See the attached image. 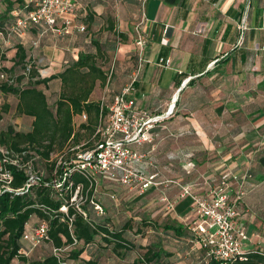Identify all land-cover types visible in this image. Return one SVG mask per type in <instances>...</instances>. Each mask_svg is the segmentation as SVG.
<instances>
[{
	"label": "crops",
	"instance_id": "1",
	"mask_svg": "<svg viewBox=\"0 0 264 264\" xmlns=\"http://www.w3.org/2000/svg\"><path fill=\"white\" fill-rule=\"evenodd\" d=\"M73 2V22L85 26L84 34L71 29L62 35L38 25L13 38V45L22 46L27 59H33V53L38 52L37 62L48 64L47 78L63 72L79 54L97 55V59L108 56L106 69L112 75V91L119 93V88L132 82L139 63L134 45L138 31L147 39V46L129 97L139 110L155 115L164 112L172 95L180 90L174 115L154 130L157 137L153 144L139 149L152 165L146 173L157 172L159 185L139 193L97 179L92 197L101 204L104 214L99 217L88 206L90 217L110 230L108 221L100 220L115 219L124 211H141L143 221L141 215L127 221L146 223L144 229L149 234L159 231L160 237L144 247L161 246L170 256H162L156 263L169 262L194 249L201 251L188 241L187 233L177 236L163 229L165 225L180 226L186 232L193 223L191 199L180 198L181 188L190 186L194 194L204 196L223 172L248 173L250 178L237 210L238 224L248 236L244 250L264 253V0ZM244 16L246 29L239 43ZM60 25L59 19L57 26ZM118 34H123L125 40L121 41ZM163 39L166 43H162ZM10 51L15 56V47ZM160 59H169L170 66H158ZM37 62H30L36 70ZM186 78L189 80L182 86ZM106 86L97 81L89 101L108 106L110 103L97 100ZM61 88L59 78L37 86L45 96H53L52 107ZM78 117L83 118L80 124L87 122L85 114L74 116L73 121ZM30 123L31 120L27 127L16 131L28 132ZM189 161L194 167L186 172ZM97 238L99 246L105 248L106 244ZM169 245L176 249L169 250ZM236 264H264V258L252 256L248 262Z\"/></svg>",
	"mask_w": 264,
	"mask_h": 264
},
{
	"label": "trees",
	"instance_id": "2",
	"mask_svg": "<svg viewBox=\"0 0 264 264\" xmlns=\"http://www.w3.org/2000/svg\"><path fill=\"white\" fill-rule=\"evenodd\" d=\"M23 7V0H10L8 2V9L6 10L8 17L0 16V34L4 36L7 33H13L15 36L38 26H33L23 32L12 30L16 19L22 13L21 8ZM117 36L121 41L125 40L123 34ZM15 49L16 53L12 60V66L9 69L0 68L1 77L4 76L3 74L12 75L16 67L21 68L22 73L17 77L16 85H14L13 78L9 80L11 83L7 81L0 84V92L17 97L16 113L19 117L31 120V127L28 132L16 131L12 127L0 131V147L7 150L11 156L21 158L23 162H32L34 170L37 163L39 165L46 164L47 167H50V173L48 175L43 174L39 183L27 192L15 194V190L24 187L27 177L16 167L9 166L12 175L10 189L13 191H5L0 194V264H11L14 260L27 263L28 259L23 253L22 235L27 229L34 230L41 223L47 225L48 235V240L42 243L50 244L51 252L54 248L69 246L67 252L70 253L72 250L70 248L76 246L73 245V239L77 241V245L82 244L83 248L77 252H72V259L82 254L84 248L94 245L97 237L106 244L105 250L112 251L119 257L124 255L120 254V251L127 253L133 251L136 247L135 244L126 238V235L132 230L131 221H127L119 231H111L105 224L91 218L87 212L88 206L92 208L91 200L99 203L92 197L94 181L74 172L69 178L72 183L70 190L58 192L51 188L54 172L59 173L62 170V163L72 159L74 153L78 152H74L72 146L80 143L81 132L88 131L90 134L94 132L96 142L98 139L96 131L106 118L107 110L101 107L99 103L89 101L95 83L98 81L103 85L107 79V74L97 65V55L79 54L77 59L68 65L63 72L41 79L36 69L31 65L30 58L27 59L24 48L16 45ZM56 78L60 79L62 88L59 99L51 108L47 103L46 96L37 89V86ZM82 114L87 116V122L80 124L75 131L73 118ZM1 119L2 113L0 112V121ZM93 145H88L80 151L91 149ZM65 148H67V153L63 152ZM70 152L73 153L68 156ZM55 153H59L62 160L58 166L56 165L57 161L51 160V156ZM78 185L82 187L81 196L86 197L85 202L80 204L86 213V218L69 205L71 193ZM62 206H67V216L59 211ZM31 220H35V222L29 226ZM145 225L147 224L141 223V226ZM163 229L172 231L177 236L187 233L188 241L192 240L189 229L184 232L180 226L169 225L163 226ZM140 233H142L140 230H136V235ZM140 247L144 253L132 264H152L158 262L162 256H170V253L164 251L161 246ZM252 256L263 257L256 253L248 254L245 261H235L232 264L248 262ZM67 258H63L65 264ZM30 263L60 264L52 255L42 261ZM208 264L216 263L210 262Z\"/></svg>",
	"mask_w": 264,
	"mask_h": 264
},
{
	"label": "built area",
	"instance_id": "3",
	"mask_svg": "<svg viewBox=\"0 0 264 264\" xmlns=\"http://www.w3.org/2000/svg\"><path fill=\"white\" fill-rule=\"evenodd\" d=\"M24 7L21 15L16 19L12 30L16 32L26 31L36 25H44L57 34H67L71 29L84 34L86 29L82 24H75L73 16L75 5L73 0H23ZM61 25L57 26V21ZM242 42L243 33L246 29V16L243 17L239 27ZM4 36L0 34V43ZM162 43H166L163 39ZM138 52V66L132 77V82L112 97L106 106L107 115L99 125L96 134L97 141L91 149L78 151L69 161L62 163V170L54 172L51 188L61 192L70 190L69 178L72 173H79L87 179L96 181L102 179L107 182L118 184L129 189L144 191L151 187H157V172L147 174L146 168L152 166L147 154L139 149L144 144H153L157 134L154 130L164 121L171 118L175 112L177 97L175 94L166 110L160 114L151 115L139 110L130 94L133 91L132 84L138 75L142 55L147 46V39L140 32H136L134 40ZM212 65V64H211ZM158 66L167 68L170 66L169 59H160ZM189 78L183 80L184 86ZM9 166H14L22 171L27 177L23 188L15 190V194L27 192L37 185L41 176L33 169L32 162H23L21 158L11 156L5 150L0 149V194L10 189L12 175ZM194 164L189 161L185 165L186 172H190ZM250 178L248 173L242 175L231 171L223 172L218 183L212 187L206 195L193 193L190 186L181 188L180 198L188 196L191 199L193 223L189 230L192 235L191 242L197 244L203 252V264L210 262L216 264H232L235 261H245L248 254L256 253L264 257L262 252H247L244 250L248 236L246 231L238 224V207L244 196V186ZM68 183L66 186L65 184ZM69 205L86 218V213L80 207L86 197H82V187L78 185L71 193ZM90 204L97 216H103V207L91 200ZM171 206V205H170ZM60 212L67 216V206H62ZM71 223V220H69ZM48 240L47 225L39 224L34 230L27 229L21 238L22 243L31 247L40 245ZM73 245L77 241L73 239ZM69 246L54 248L52 256L58 263L65 264L61 253L67 252Z\"/></svg>",
	"mask_w": 264,
	"mask_h": 264
},
{
	"label": "rangeland",
	"instance_id": "4",
	"mask_svg": "<svg viewBox=\"0 0 264 264\" xmlns=\"http://www.w3.org/2000/svg\"><path fill=\"white\" fill-rule=\"evenodd\" d=\"M10 0H0V16H5V18H7L8 16H6V10L7 8V4ZM13 33H7L4 35V41L0 43V68H11L12 66V60L14 58L13 55V51H10L12 49V47H15L13 44ZM38 51V50H36ZM33 59L32 57L30 58V62L34 61L37 62L38 58H40L38 52H34L33 53ZM4 58V59H3ZM97 65L101 68L104 69V72L107 74V79H106V88L105 89H101L99 96L97 98V100H104L103 102L105 104H109L111 99V96L113 97L115 95V91H112V89L114 90L115 88H113L111 86L112 83V75L110 76V72L108 69H106L107 66V62L109 61L108 56H101L99 57L97 60ZM38 70H36V72L38 73V75L40 76V78H47V68H48V64L44 63H38ZM31 65H33L31 63ZM22 73V69L19 67H16L11 74H3L4 76L1 77V72H0V84L2 83H6L7 81H9L11 78H13L14 81V85H16V79L17 77H19V74ZM46 74V75H45ZM12 76V77H10ZM10 82V81H9ZM11 83V82H10ZM122 88H119V90H121ZM176 94V92L174 93ZM173 94V95H174ZM172 95V97H173ZM47 101L50 105L51 108H53L51 105L53 104V96L51 94H47ZM171 97V99H172ZM171 102V101H170ZM16 103H17V97L15 95L12 94H3L0 92V112L2 113V119L0 121V131L6 130L7 127H12L14 130H19V127L21 128H25L27 127V125L29 124V119H25L22 117H19V115H17L16 113ZM6 108V111H4V109ZM83 118H75L73 121V126L75 131L77 130L81 120ZM81 136L82 138L80 139V144H82L80 147L76 148L75 146H72V150H74V152L79 151L84 149L86 146H92L93 143L95 142V137H94V132L93 133H89L88 131H84L81 132ZM1 149H4L2 147H0ZM67 148L64 149L63 152L67 153ZM73 152H70L68 154V156H71ZM75 154V153H74ZM67 156V157H68ZM60 154L59 153H55L51 156V160L57 161L56 165L58 166L60 163H62V160L60 159ZM64 160V159H63ZM49 168L47 167L46 164H36L35 165V172H37L38 175L42 176L43 174L48 175L49 172ZM56 170V169H55ZM149 189H146L144 191H139L137 190L139 193H143L145 191H147ZM140 212V213H138ZM136 215V216H135ZM137 215H141L139 216L140 219H143L142 213L141 211L135 210L129 211V214H126V211L123 212V215H119V216H115V219H107L106 217L103 220H100L102 222H107L108 224H110L111 227V231H117L119 230V228L122 226V224H125L127 222V220H131L130 218L133 217H137ZM128 216H130L128 218ZM94 218V217H92ZM96 219V218H94ZM97 220V219H96ZM139 223V224H138ZM132 230L129 231L128 236L126 237L130 242H132L133 244H135V249L131 252H125V251H120V254H124L122 257L119 255H117L116 253H113L112 251L109 250H105L104 247H100L99 246V239L96 238L95 244L92 245L91 247L88 248H84V252L82 254H80L77 258L72 259L71 254L72 252H77L79 251L81 248H83L82 244H78L73 248H70L71 252H65V253H61V258L63 260V258H67L66 260V264H132L135 260H137L138 258H140L143 255V249H141L140 246H145L147 244H149V242H154L156 241V238H159L160 236L158 235V232L156 230H153L154 233L153 234H149L146 232V230L144 229V226H141V222L140 221H134L132 220ZM136 230H140L142 233L137 234L136 235ZM148 236V238H147ZM152 236V237H151ZM23 253H25L26 258L28 259L27 263H21L15 261L14 264H31L30 262L33 261H42L48 257H50L52 255L51 252V246L50 244L47 243H41L40 245L36 246V247H31L27 244H23ZM191 246V245H190ZM167 248L169 250H174L176 249V247L174 246H167ZM172 248V249H171ZM193 248V247H191ZM194 252H199V255L202 254V256L200 257L198 255V253H194ZM172 261L169 262H165L164 260L161 261L160 263H153V264H203V252L202 250H197L194 249V251H192V253H188V254H180L179 257H176L175 260L171 259ZM142 264H147V263H142Z\"/></svg>",
	"mask_w": 264,
	"mask_h": 264
},
{
	"label": "water",
	"instance_id": "5",
	"mask_svg": "<svg viewBox=\"0 0 264 264\" xmlns=\"http://www.w3.org/2000/svg\"><path fill=\"white\" fill-rule=\"evenodd\" d=\"M182 86H183V85H182ZM179 91H180V90H178V91L176 92V97L178 96Z\"/></svg>",
	"mask_w": 264,
	"mask_h": 264
}]
</instances>
